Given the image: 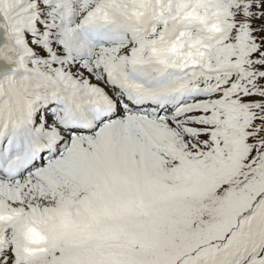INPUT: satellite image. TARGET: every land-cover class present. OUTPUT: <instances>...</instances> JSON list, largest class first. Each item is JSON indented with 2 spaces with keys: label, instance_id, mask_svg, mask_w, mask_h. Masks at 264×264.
<instances>
[{
  "label": "snow or ice",
  "instance_id": "obj_1",
  "mask_svg": "<svg viewBox=\"0 0 264 264\" xmlns=\"http://www.w3.org/2000/svg\"><path fill=\"white\" fill-rule=\"evenodd\" d=\"M0 264H264V0H0Z\"/></svg>",
  "mask_w": 264,
  "mask_h": 264
},
{
  "label": "rangeland",
  "instance_id": "obj_2",
  "mask_svg": "<svg viewBox=\"0 0 264 264\" xmlns=\"http://www.w3.org/2000/svg\"><path fill=\"white\" fill-rule=\"evenodd\" d=\"M183 8L184 7H182V5H181V10H183ZM166 10V9H165ZM163 8H161V9H159V11H165ZM191 14H184L183 15V18L184 19H188L189 18V16H190ZM202 19V18H201ZM216 29V26L215 25H213L212 27H211V29L210 30H215ZM167 44L165 43V44H161L159 47H161V49L160 50H158L157 52H164V51H167V52H176L177 54L179 53V48L178 47H176V48H173L174 46H166ZM163 46H166V48H164L163 49ZM193 47H195V44H193L192 45ZM168 48V49H167ZM171 48V49H170ZM156 52V53H157ZM188 59L189 60H191V55L189 54V57H188ZM38 236V234H35V233H33L32 234V239L34 240V242H35V239L34 238H36ZM36 243V242H35Z\"/></svg>",
  "mask_w": 264,
  "mask_h": 264
},
{
  "label": "bare ground",
  "instance_id": "obj_3",
  "mask_svg": "<svg viewBox=\"0 0 264 264\" xmlns=\"http://www.w3.org/2000/svg\"><path fill=\"white\" fill-rule=\"evenodd\" d=\"M182 7H185L184 5H182ZM165 10V9H164ZM167 46V45H166ZM166 46H163V49L164 48H166ZM173 48H176L175 46L173 47ZM161 49V47H156V48H153V53L155 54L158 50H160ZM168 49V48H167ZM171 49V48H170ZM176 53V52H175ZM35 239V242L36 243H39L40 242V237H39V235L36 237V238H34Z\"/></svg>",
  "mask_w": 264,
  "mask_h": 264
}]
</instances>
